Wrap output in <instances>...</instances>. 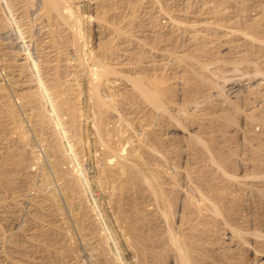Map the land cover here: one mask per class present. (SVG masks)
Segmentation results:
<instances>
[{"label": "bare ground", "instance_id": "6f19581e", "mask_svg": "<svg viewBox=\"0 0 264 264\" xmlns=\"http://www.w3.org/2000/svg\"><path fill=\"white\" fill-rule=\"evenodd\" d=\"M1 89L0 261L264 264V0H0Z\"/></svg>", "mask_w": 264, "mask_h": 264}, {"label": "rangeland", "instance_id": "374dc122", "mask_svg": "<svg viewBox=\"0 0 264 264\" xmlns=\"http://www.w3.org/2000/svg\"><path fill=\"white\" fill-rule=\"evenodd\" d=\"M228 41H231V43H232V40H228ZM228 41H227V42H228ZM229 43H230V42H228V43L225 42L224 45L222 44V46H224V47H222L221 44H220V48H219V45H218V46H217V47H218V50H217V47H216V46H214L215 48H214V47L211 48L210 46H208V47H204L205 50H206V51L204 50V53H207V52L210 53V52H211L212 54H217V53L219 52V53H218V54H219V57H220V55H221L220 59H223V60H219V57H216V58L219 60V62H218V61H216V63L214 62V63H215L214 68H215V66H216V69H217V66H218V68L220 69V70L218 69V71L215 69V70H216L215 73H217L218 75L215 74V73H214V75H213V73H207V74H208V77L210 76L215 82H214L211 78H210V81H209V80H208L209 78L206 77L207 74H205L206 76L203 75L205 78H204V77H203V78L200 77V79H199V77H198V78H194V80H192V81H194V82H192V81L189 82V85H187V87H189L190 89H194L195 91H201V89H202V90H204V89H208V86H210V82H211V81H212L211 84H213V83H215V84H219V82H220V85L224 86V87H222V88L224 89V93H225V94L223 93V89L220 87V88H221V89L219 88L220 91L222 90L221 94L223 93L221 97L223 98V97H224L223 95H225V98L229 97V96H227V95H228V92H229L228 90H229V87L231 86V84H232V82H233V80H231L230 78L234 79L233 76H232L233 73H234V74L238 73V74H236V75H238V76L234 75V77L236 76L235 78H236V79L238 78L237 80H240L239 78H240L241 75H242L241 72H243V68H241V65H239L240 69L242 70L241 72L239 71L240 69H239L238 67H236V68L238 69V70H236V68L233 66V65H234L233 60H234V59H237L238 57H237V55H236L237 52L235 51V49H234L235 52L233 51V47H232V45H233L234 43H232V44H229ZM225 44H228V45H225ZM230 45H231V46H230ZM221 47H222V48H221ZM229 47H230V48H229ZM231 47H232V49H231ZM204 48H203V49H204ZM210 48H211V49H210ZM227 48H229L230 50L227 49ZM214 49H215L216 52L214 51ZM225 50H226V52H225ZM217 51H218V52H217ZM231 51H232L233 53H232ZM223 53H224V54H223ZM230 53H231V54H230ZM234 53H235V54H234ZM218 54H217V56H218ZM222 55H223V57H225V58H223ZM232 55H235V57H237V58H235V57L232 56ZM231 58H232V60H229V59H231ZM217 59H216V60H217ZM225 59H226L227 61H226ZM220 61H222V62H220ZM230 61H231V62H230ZM217 62H218V65H217ZM232 62H233V64H232ZM227 63H228V64H227ZM229 63H230V64H229ZM220 64H221V65H220ZM228 65H229V66H228ZM231 65H232L233 67H232ZM220 66H221V67H220ZM223 66H224V68H225L226 70H224ZM226 67H229V69L226 68ZM230 67L232 68V70H230V69H231ZM222 69H223V70H222ZM227 69H228V70H227ZM219 71H221V72H219ZM223 71H224V72H223ZM227 71H230V73L227 72ZM231 71H232V72H231ZM234 71H235V72H234ZM225 72H227V75H226ZM223 73H224V77H223V75H222ZM219 74L221 75V77H220ZM239 74H241V75H239ZM212 75H213V76H212ZM216 75H217L218 77H217ZM215 76H216V77H215ZM239 76H240V77H239ZM227 77H228V79H226ZM229 77H230V78H229ZM206 78H207V79H206ZM215 78H216V79H215ZM222 78H224V79H226V80H229V79H230V81H232V82H230V81H227V82H226V81H225L224 79H222ZM195 79H196V80H195ZM203 79L206 80L209 84L207 85V82L204 81ZM219 79H220V80H219ZM221 79H222L223 81H222ZM199 80H200V82H198ZM216 80H217V81H216ZM218 80H219V82H218ZM221 81H222V82H221ZM234 81H235V79H234ZM196 82H198V83L196 84ZM216 82H217V83H216ZM223 82H224V83H227L228 85H227V84H225L226 86L223 85V84H224ZM194 83H195V84H194ZM202 83H203V84H202ZM191 84H192V86H191ZM198 84H200V85H198ZM197 85H198L199 87H201L202 85H205V86L201 87V89H200V88L198 89ZM206 85H207V87H206ZM220 85H219V86H220ZM193 86H194V88H193ZM205 87H206V88H205ZM227 88H228V89H227ZM196 89H198V90H196ZM226 89H227V90H226ZM1 92H3L2 89L0 90V93H1ZM226 94H227V95H226ZM223 99H224V98H223ZM195 121L197 122L196 119H195ZM198 121H200V120H198ZM179 152H180V149H179ZM179 152H178V153H179ZM3 262H4V264H7V263H8V264H11V262L9 263V262H5V261H0V264H1V263L3 264ZM14 264H16V263H14Z\"/></svg>", "mask_w": 264, "mask_h": 264}]
</instances>
